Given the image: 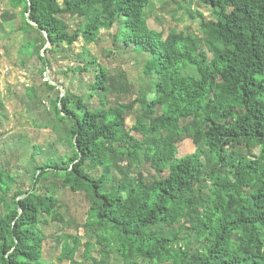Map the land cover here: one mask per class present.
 Masks as SVG:
<instances>
[{
  "label": "trees",
  "instance_id": "trees-1",
  "mask_svg": "<svg viewBox=\"0 0 264 264\" xmlns=\"http://www.w3.org/2000/svg\"><path fill=\"white\" fill-rule=\"evenodd\" d=\"M8 2L25 6L31 21H26V29H36L47 43L48 37L55 51L81 38L95 44L102 30L120 23L123 44L149 57L143 64L146 80L129 105L108 107L106 92L113 85L107 83L108 72L97 59L71 70L90 73L98 65L88 101L98 96L100 107L90 109L82 96L73 99L76 108L72 109L68 91L62 107L58 98L56 115L74 123L70 131L74 155L66 167L59 160L38 166L43 171L32 177V188L25 189L0 166V204L6 209L0 211V264H59L43 260L42 214L58 220L60 216L57 199L39 189L49 172L73 191L87 192L91 208L86 224L102 228L101 244L118 243L115 249L125 259L123 264H264V0H202L219 19L208 22L200 14L201 35L180 33L166 39L148 25L151 0ZM65 15L84 18V29L71 34L61 19ZM14 17L5 14L7 22ZM128 83V78L122 81L119 93L126 94ZM47 87L59 89L48 82ZM136 107L139 119L128 130L125 114ZM198 128L201 145L177 157L179 139ZM134 132L151 143L137 139ZM243 148L259 149L260 154L245 156ZM141 152L160 176L151 184L139 180L123 184L117 192L105 191L110 171L100 177L88 171L116 163L110 157L137 163ZM196 189L205 193L201 212L189 198ZM12 192L9 203L5 197ZM180 219L191 220L183 231L201 250L176 246L177 236L151 232L157 226L173 228ZM80 246L77 236L66 235L61 259L85 264L77 259ZM91 255L92 244L86 243L84 259Z\"/></svg>",
  "mask_w": 264,
  "mask_h": 264
},
{
  "label": "rangeland",
  "instance_id": "rangeland-1",
  "mask_svg": "<svg viewBox=\"0 0 264 264\" xmlns=\"http://www.w3.org/2000/svg\"><path fill=\"white\" fill-rule=\"evenodd\" d=\"M5 14L15 17L7 22ZM200 14H204L208 22L219 19L217 11L205 5L202 0H151L146 16L150 29L163 33L166 39L172 34L180 33L201 35ZM61 19L68 24L71 34L84 29V18L65 15ZM29 20L24 5L15 7L8 0H0V166L17 177L19 185L25 189H31L34 184L32 177L43 171L38 170V166L59 160L61 165L66 167L69 157L74 155L73 146L70 144V131L74 123L70 120L61 121L55 112L58 98L65 97L63 91L69 92L72 109L76 108L73 99L82 96L90 109L100 107L98 96L90 103L88 101L94 71L98 65H94L90 73H74L71 70L84 67L89 60L97 59L99 66L108 72L107 83L113 85V88L111 86L106 92L110 103L108 107L118 104L129 105L136 99L138 87L146 80L143 64L149 57L148 53H136L133 46L127 47L123 44L120 39V23L111 30H102L95 44H86L81 38L73 46H62L55 51L56 49L53 50L51 44L46 42L45 35L33 28L26 29V21ZM40 47H43L41 51ZM203 51H207V48L204 47ZM124 76H128L129 80L126 94L119 93V88L124 87L122 81L127 79L123 78ZM49 81L64 87L51 91L47 87ZM58 106L62 107V99ZM138 110L136 107L125 114L128 130L137 123ZM78 111L83 112L84 109ZM200 132L198 128L184 139H179L177 157L196 151L201 145ZM134 135L145 144L151 143L148 137L136 132ZM241 151L243 155L254 158L260 154V150L256 148L246 151L243 148ZM110 158L116 163L91 171L88 168L89 173L95 177H100L107 170L110 171L105 191L117 192L123 184L139 180L151 184L160 179L152 160L145 157L143 152L137 157V163L128 158ZM88 166L87 163L85 167ZM46 170L54 171L51 167H46ZM114 186L117 189H114ZM16 187L13 186L14 191ZM39 189L41 193L51 194L57 199L59 203L57 210L60 214L59 220L46 213L42 214L40 228L45 237L43 251L45 262L71 264V261H63L60 257L66 235L77 236L81 240L77 259L84 261L85 264L125 262V259L116 252L117 242H112L110 247L101 244L98 242V235L103 232L102 228L98 224H86L91 208L86 191H73L70 187L64 186L63 179L57 177L54 172L46 175ZM13 194L14 192L5 197L7 202L13 201ZM204 197L205 193H198L197 189L189 195V198L198 203L195 208L199 212L206 206ZM5 210L0 204V211ZM190 222L191 220L180 219L173 228L157 226L153 227L151 232L166 237L177 236L176 246L185 247L192 252L198 251L201 250V245L194 241V237L186 235L183 231L185 226L190 227ZM236 238L235 235L237 246L239 242ZM69 241L75 244L73 238L70 237ZM86 243L92 244V255L88 260L84 259Z\"/></svg>",
  "mask_w": 264,
  "mask_h": 264
},
{
  "label": "water",
  "instance_id": "water-1",
  "mask_svg": "<svg viewBox=\"0 0 264 264\" xmlns=\"http://www.w3.org/2000/svg\"><path fill=\"white\" fill-rule=\"evenodd\" d=\"M29 5H30V10H31V4H29ZM28 16L30 17V13H28ZM31 24H34V23H31ZM47 40H48V44H50V39L48 37H47ZM49 83H51L54 86H57L59 89H63V86L62 85L55 84L52 81H49ZM63 94H64V96L66 95V90L63 91ZM61 99H62V97H61Z\"/></svg>",
  "mask_w": 264,
  "mask_h": 264
},
{
  "label": "bare ground",
  "instance_id": "bare-ground-1",
  "mask_svg": "<svg viewBox=\"0 0 264 264\" xmlns=\"http://www.w3.org/2000/svg\"><path fill=\"white\" fill-rule=\"evenodd\" d=\"M127 167V166H126ZM39 170V169H38Z\"/></svg>",
  "mask_w": 264,
  "mask_h": 264
}]
</instances>
